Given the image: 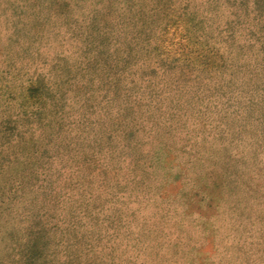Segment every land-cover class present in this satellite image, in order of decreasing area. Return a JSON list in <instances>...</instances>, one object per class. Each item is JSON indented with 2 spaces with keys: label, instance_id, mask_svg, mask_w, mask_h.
Returning <instances> with one entry per match:
<instances>
[{
  "label": "rangeland",
  "instance_id": "374dc122",
  "mask_svg": "<svg viewBox=\"0 0 264 264\" xmlns=\"http://www.w3.org/2000/svg\"><path fill=\"white\" fill-rule=\"evenodd\" d=\"M135 45L148 53L120 74L129 87L216 79L264 88V0H0V186L6 153L47 146L63 114L72 127L103 129L88 146L73 129L34 191L53 223L67 220L76 191L97 195L98 231L86 233L92 249L79 243L75 262L264 264V109H197L196 95L182 109L139 106L120 128L121 99L107 81ZM164 111L174 115L157 134L167 130L169 147L141 145L147 113L163 122ZM102 148L106 160L92 170Z\"/></svg>",
  "mask_w": 264,
  "mask_h": 264
},
{
  "label": "trees",
  "instance_id": "16d2710c",
  "mask_svg": "<svg viewBox=\"0 0 264 264\" xmlns=\"http://www.w3.org/2000/svg\"><path fill=\"white\" fill-rule=\"evenodd\" d=\"M120 32L119 30V34ZM134 47L136 48L126 49L127 55L125 58L121 57L118 62L123 65V68L115 71V73L112 72L107 81L112 92L121 99L118 103L121 109L118 122L120 128L127 127L129 123L127 121L135 114L139 106H145L146 109H182V105L190 102L194 103L192 100L196 95L197 99L195 101L197 102L194 104L197 109H264V88L259 87V85L252 88L248 85L240 86V83L234 85L231 83L225 88L226 86L216 79L204 80L205 83L202 85L183 84L178 79L165 81L163 85L166 86L161 91H157L156 87L159 85L154 80L144 85L136 82L134 86L130 85V88L128 82L125 78H121L120 74L126 70L131 71L136 66V61L140 56H147L148 53L144 47L138 48L139 53L135 51L138 45ZM220 58L222 59V57ZM224 62L226 65L227 60H224ZM151 71L153 72L152 69ZM191 80L186 78V81ZM149 90H152V93H148ZM185 92H189L191 96L184 98V95H187ZM214 112L211 111V114H207L205 119L217 117L218 114L213 115ZM172 115L174 114L171 112L167 114L164 111L162 116L165 120L161 122L155 120L161 117L152 118V113H147L145 118L150 119L145 121L138 129V133L141 134L139 136L142 138L140 144L143 145L149 142L152 146H155L162 143L169 147L167 139L163 138L167 130L162 129L160 130L162 134L157 133L161 127H170V125H166V122L170 121ZM66 117L63 114L60 115L47 133L48 135L52 133L47 146L44 144L30 152L28 145L25 147L20 143L16 145L17 148L22 147L24 149H21L17 154L13 151L6 153L9 156L6 175H3V185L0 186V264H79L75 262L76 259L72 255L79 249L78 244L89 245V249H92V241L86 233L94 231V225L97 227L95 231H98L100 222L97 219L104 210L95 201L97 195L94 196L90 191L84 189L79 194L76 191L71 201L74 206L73 211L67 217V220L53 223L52 214L47 215L45 211L38 207L40 205L35 196L37 192H34L40 186L39 180H41L45 170L56 163L55 160L58 157H56L54 151L60 152L61 146L65 151L69 150L67 147L72 138L69 135L73 129L78 136L83 134L82 139L86 141L85 145L87 146L93 144L91 141H100L103 129L90 126L86 131L87 124L82 128L72 127L70 126L71 121H66ZM44 119L45 116L40 115V124ZM90 131L91 136L89 135ZM199 133L202 140H206L207 137L214 138L215 135L206 129H199ZM221 133H225V135L223 134L225 139L228 131L220 130L217 135ZM173 134L175 135V133ZM17 135L18 131L16 130L7 139L6 142L9 148L14 147L17 143ZM46 139L47 135H44V142ZM116 147L118 149H114V152H121L123 145L117 143ZM97 151L99 154L98 164L92 170H99L100 165L104 164L106 160L105 155H103L105 153L104 149H98ZM94 152L93 150L89 151L88 162L94 161L96 163L97 153L94 154ZM169 152L171 153L172 150H169ZM43 157L48 158L45 163L40 162ZM1 160L0 158V169L3 165ZM98 174L99 172L91 177H97ZM103 181H105L104 177ZM31 193L34 195H31ZM80 199H83L85 203H80L78 201ZM136 237L134 244L140 246L142 238L139 234ZM51 239L55 241V244H52ZM65 240L68 241L66 245L62 246Z\"/></svg>",
  "mask_w": 264,
  "mask_h": 264
}]
</instances>
